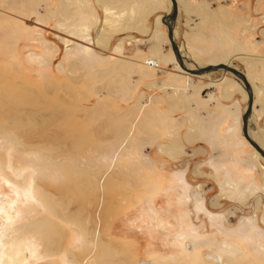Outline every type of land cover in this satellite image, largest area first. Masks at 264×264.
I'll return each mask as SVG.
<instances>
[{
	"label": "rangeland",
	"instance_id": "obj_1",
	"mask_svg": "<svg viewBox=\"0 0 264 264\" xmlns=\"http://www.w3.org/2000/svg\"><path fill=\"white\" fill-rule=\"evenodd\" d=\"M62 1L0 0V79L3 81L0 82V86L3 85L0 93L12 96L14 90L7 88V81H23L32 88L37 101L32 106L15 100L14 103L24 106L25 111L31 109L30 117L41 119L48 116L41 111L42 101L50 99L65 111V114H60L58 122L71 123L65 127L39 123L10 127L8 116L0 115V120L7 122L4 129H0V154L5 155V160L0 161V204L1 198L7 202L14 198L21 204L20 207H9L13 222L3 230L8 253L18 254L20 263L22 253L32 252L35 256L43 253L44 244L36 241L29 225L22 233L15 226L46 216L51 220L55 239L61 247L57 253L42 256V259L32 257L31 264H98V260L107 261L108 254L98 249L106 243L110 244L105 249L111 250L114 264H140L142 261L151 264H264L263 181H258L259 187L248 192L247 196L224 197L233 201V205L227 207L226 200L223 206H214V200L219 204V197H214L211 191L198 195L197 174L199 170L206 171L207 166L194 158L199 154V148L170 149L164 146L167 133L162 130L166 120L162 111L166 101L152 97L155 91H150L147 84L133 87V80L127 74L126 77L115 78L114 71H110L118 59L123 60H120L122 64L118 68L126 66L125 59L132 61L134 39L138 37V31H144L139 26L135 29V22L138 24L141 19L146 23L143 4L154 0H126L129 1L127 4L108 5L113 11L109 14L102 0H92L94 9L79 4L80 0H72V15L77 17L70 19L62 18ZM155 1L161 7L159 14L169 11V0ZM135 16H138L137 20ZM107 19L113 23L112 27L105 23ZM183 20L190 21L192 25L199 20L203 36H207V40L213 39L212 42L222 48L229 46V39L234 41L231 33L236 34L238 55L231 62L241 69L249 68V79L256 94L253 114L257 127L254 131L264 142V0H181L177 28L179 42ZM246 28L253 35L251 58L243 55V52L251 50L246 47ZM109 31L110 34L122 33L112 35L107 48L99 46L97 40L106 41ZM145 59L143 57L142 60ZM246 60L250 65L247 66ZM240 84L242 82L238 80L237 88L242 94L237 91L233 100L239 116L246 105ZM144 91L147 95L142 98ZM147 109L151 110L149 116H144ZM110 115L119 117L112 125L108 120ZM239 118L236 136L252 149L242 135L243 121L241 116ZM123 129L126 130L125 135H131L130 143L121 139ZM144 130L153 132V137L165 135L157 142L159 146L152 150L144 147V143L137 145L134 139ZM13 132L16 133L13 140L21 143L16 144L17 147L8 136ZM145 135L148 136L147 133ZM220 145L224 150L232 148V144L229 147L225 143ZM160 148H164L163 155L176 151L177 158L171 160L172 163L159 157L157 160L149 159L159 155L156 151ZM220 151L218 145L210 149L211 154H220ZM188 157H191L189 194H182L180 184H177V193L157 194V186L165 181L161 176L163 172L174 173V179L168 181L162 192H171V184L180 183L182 162ZM259 157L261 172L264 170V158ZM51 158L73 166L70 181L73 187L68 190L72 191V196L68 192L64 197L68 181L49 163ZM149 161L152 166L147 163ZM134 172L138 176L132 175ZM154 172L160 173L151 174ZM4 177L13 187L3 180ZM148 179L155 185L153 188L147 187ZM76 184L84 187L82 196ZM35 185L54 199L57 208L46 209L35 192ZM134 185L140 191L137 189L138 193H133L131 190L130 196L129 189ZM25 190L32 195L29 204H24ZM117 191H125L127 195H117ZM143 198L149 207L141 202ZM63 200L70 201L63 205ZM117 202L120 203L116 205ZM151 207L154 213L148 209ZM64 208L83 214V227L67 220ZM152 213L156 220L151 218ZM3 216L0 211V224ZM24 244L29 246V252L22 251ZM1 250L0 246V253ZM216 258L219 261L214 263Z\"/></svg>",
	"mask_w": 264,
	"mask_h": 264
},
{
	"label": "crops",
	"instance_id": "obj_2",
	"mask_svg": "<svg viewBox=\"0 0 264 264\" xmlns=\"http://www.w3.org/2000/svg\"><path fill=\"white\" fill-rule=\"evenodd\" d=\"M78 2L79 4H85L87 7L91 6L94 9V6L91 3L92 0H80ZM101 2L102 4L107 5L105 9L109 14V12L112 11L109 8L110 5H122L126 0H102ZM128 2L129 1H127L126 4ZM134 3L137 5L136 1H134ZM179 3L180 16L181 0H179ZM71 4L72 0L62 1V18L70 19L77 17L76 15H72L74 8L71 7ZM137 7L139 6L137 5ZM143 8L145 15L144 22L146 21V23H143L141 19L140 23L137 24L135 22V29L139 26L144 31H138V37L134 39V54L132 61L125 59L124 62L126 66L118 68L123 61L120 59V62L118 59L112 64L113 66L111 65L114 69H111L110 71H114L115 78L123 77L127 74V77L132 78L133 80V87H136V84H147L150 91H155L152 94V97L157 100L162 99L166 101L164 112L162 111V116H166V120L163 121L165 123V128L162 130L167 133L166 136L164 135L166 138L165 142H167L164 146L170 149L174 147H181L183 149L199 148V154L195 155L194 158L198 159V163L207 166L206 171L200 172L199 170L197 174V177L199 178L197 187L198 195H206L207 191H211L214 197H219L217 199L219 204L214 200V206L216 205V207H218L220 204L223 206L224 200H226L225 205L227 207L233 205V201H228L224 197L243 194L247 196L248 192L251 193L259 187V184H257L258 181H263L264 188V170L261 172L259 171L258 165L262 164L261 161L257 159L259 155L255 149L253 151V147L251 149V147H248V145L236 136L239 127V117L241 116V120L243 121V114L247 105V96L245 94L243 100L246 99V105L239 116L235 105L236 103H233V100L237 97V91H239L237 88V82L239 79L229 71L225 70H214L201 74H192L183 70L175 59L176 57L168 37V27H165L166 24L164 25L163 23L157 25V17L160 15L163 16L167 12L159 14L161 7H159L158 1L155 0L149 3L147 1L144 2ZM140 15L143 16V13ZM92 16L95 17L94 14ZM137 17L135 16L136 20ZM96 19L98 20L99 17ZM177 28L178 24L176 27V42L179 45L180 52L188 67L194 69L196 67L225 63L239 68L231 62L238 55V49L236 48V34L233 35L231 33L230 36L234 41L229 39V46L222 48L221 46L214 44L212 42L213 39L207 40V36H203V33H201L203 27H201L199 20L197 22L195 21L193 25L188 20L182 21L181 42H179L177 37ZM248 30V28L245 30V42L246 47L251 50L243 52V55H245V57L250 56L249 58H251L253 35L250 34ZM250 30H252V28H250ZM121 33L122 31L107 34L109 35L108 40H111L112 35H118ZM232 43L235 45L234 47H232ZM143 45L144 47H142ZM143 57H146L144 61L142 60ZM152 58H155L158 63L157 68H152L146 64V60ZM246 64L247 66L250 65L247 60ZM130 67H132V71L127 73ZM239 69L244 73L246 71L249 78V68ZM121 70H123V74L121 73ZM217 74H219L220 77H217ZM120 81L125 83L124 80ZM250 81L252 83V80ZM239 92L242 94L241 91ZM145 94L147 95L146 92L142 94V98ZM134 111L136 110L134 109ZM150 111L151 110L147 109L144 116H149ZM262 113L264 116V107L262 108ZM253 121L255 124L252 127H254L256 131L257 125L255 114ZM242 128L243 122L241 131ZM145 130H147V128H145ZM145 130L142 131L144 135L139 133L134 140L137 145L141 142L144 143V147H150V149L153 150L155 147L159 146L157 145V142L164 136L157 135L153 137V132L151 134V131ZM145 133H147L149 137L145 135ZM253 137L264 146V142L257 138L258 136L256 132ZM220 143H225V146L227 147L232 144V148H226L224 150ZM214 145L220 147V154L210 153V149H212ZM200 149H203V151ZM223 150L224 154H221ZM163 151L164 148H160V150L158 149L156 153L159 155L155 157L150 156L149 159L157 160L159 157V159H167L168 162L172 163L171 160L173 161L177 158L176 151L173 152L172 150L165 155H163ZM253 153H255V155ZM190 161L191 157H188L182 162L183 172L181 173L182 176L180 183L177 182L174 184L173 182L171 184V192H162V190H164V187L169 183V180L171 181L174 179V173H168L167 171L163 172L161 176L165 181L163 184L157 186L159 189L157 194L161 196L177 193V184H180L182 186V194L188 195V172ZM147 163L150 164L151 161ZM159 173L154 172L151 174L158 175ZM132 175L138 176L136 175V172ZM126 178L128 179V176H126ZM137 189L133 187L132 189H129L130 191L128 193H130L131 190L133 193H138ZM261 195L264 196V192H262Z\"/></svg>",
	"mask_w": 264,
	"mask_h": 264
},
{
	"label": "bare ground",
	"instance_id": "obj_3",
	"mask_svg": "<svg viewBox=\"0 0 264 264\" xmlns=\"http://www.w3.org/2000/svg\"><path fill=\"white\" fill-rule=\"evenodd\" d=\"M169 2H170V9H171L172 2H171V0H169ZM177 3H178V7H179V1L178 0H177ZM170 9H169V11H170ZM164 15L163 16H159L157 18V25H160L161 23H164V21H163ZM178 19H179V15H178V18H177V20L175 22V31H174L175 41H176V27H177V24H178ZM105 23L110 25V27L113 26V23H110L108 19L106 20ZM109 33H110V31H109ZM97 44L99 46H103L104 48H107L108 45H109V41H108V39L106 41H103L102 39H98L97 40ZM155 62H157V61L155 60ZM213 65H215V64H213ZM246 76H247V74H246ZM247 78H248V76H247ZM248 80H249V78H248ZM0 82H3V81L0 79ZM10 82L12 84H10ZM249 82H250L251 87L253 89L254 102H255L254 87H253V85H252L250 80H249ZM5 85L7 86V88L9 87L8 89L10 91H12V90L15 91V93L13 91L12 96L3 95V94L0 93V115L3 114L6 117L8 116V118H9L8 126L13 127V125H15V126H19V127H24V126H27V125H38L37 123H39L41 125L46 124L47 126H53V127L54 126L55 127H60V126L65 127V126H67V124L71 125V123H68L66 121H63L61 123L58 122V121H60L59 120L60 114H65V111H61L62 109H59V107L53 101H50V99H46V98L42 101L41 111L44 112L45 115H48L49 118H47L48 116L45 117V118H41V119L30 117V115L28 113L32 112L31 109H28L29 111H25V107L20 105V104H18V103H14V100L15 101H20L23 104L27 103V104H30L31 106L34 105V103L37 101V97H36V94H34L32 92V88H28V86H26L23 81H21V82L20 81H14V80L7 81V84H5ZM2 86L3 85H1L0 88H2ZM244 87L245 86H244V84L242 82V84H240V89H242L243 92L245 90ZM18 92H21L22 95L20 93H18ZM245 92H244V94H246L247 101H248V93H247L246 90H245ZM254 102H253V107H252V115H251V118L249 120V123L252 124V126L255 124V122L253 121V117H254V114H253V112H254ZM246 107H247V105H246ZM245 110H246V108H245ZM108 118H109L108 119L109 123L111 125L114 123L113 121H117L119 119L118 116L113 117V115H110V117H108ZM6 124H7L6 121L0 120V129H2V128L4 129L3 126H6ZM116 124H118V123H116ZM114 126H116V125H114ZM107 127H109V126H107ZM117 128H118V126H117ZM253 130H255L254 127L249 129V132H250L252 137L255 135V132ZM125 132H126V130L123 129L120 137H121V139H125L126 140L125 142H129L128 139L130 138L131 135L130 134L125 135ZM14 134H16V133L13 132L12 134H9L8 136L14 142V145L17 147L16 144L19 145L21 143H19L20 141H14L13 140V135ZM252 134H254V135H252ZM49 137L50 136L47 135V138H49ZM253 138L255 139V137H253ZM255 140H257V139H255ZM259 144L261 145L260 142H259ZM261 146L264 148L263 145H261ZM42 147L44 148V146H42ZM47 152L50 153V150L48 149ZM38 154H39V152H37V155ZM257 154L259 156H261L258 152H257ZM44 156H46V155L44 154ZM4 160H5V155H1L0 154V161H4ZM49 161H50L49 163L53 164L55 169L58 172H60L63 176H65V179L68 181L65 184L64 197L68 195V192L71 193V196H72V191H68V190L73 187V185L70 184L71 174L73 173V166H71L67 162L59 161L57 159H52L51 158V159H49ZM80 176H82V175H80ZM3 180L7 181L9 183V185L11 187H13L11 182L8 180L7 177H4ZM111 180H114L113 176H111ZM147 181L149 183V186H147V187L153 188L155 186L152 183L151 179H148ZM35 186H36L35 192H37V195H38L39 199L44 202V206L46 207V209L49 210V209L57 208V207H55L56 203H55L54 199L48 193L42 191V189H40L39 186H37V185H35ZM134 187L136 188V185H134ZM76 188H78L79 194L82 196L84 191H85L84 189H82L84 187L81 188V186L76 184ZM137 188H138V186H137ZM138 189H140V188H138ZM138 191H140V190H138ZM148 192H149V190H148ZM123 194H125V191H122V192L121 191H117V195H123ZM125 195H127V193ZM128 195L132 196L131 193L130 194L128 193ZM133 195H135V194H133ZM24 196L26 198V201H25L24 204H29L30 203V199H32L31 193H29L27 190H25ZM145 198H147V197H145ZM145 198H143V201H141V202L145 203L149 207L148 202L145 201ZM70 199H72V198H70ZM69 201L70 200H63V201H61V203L63 205H67V202H69ZM118 203L119 202H117L115 204L117 205ZM20 206H21V204H20V202L17 199L12 198L10 202H7V201H5V199L1 198L0 211L3 213L4 216H3L2 222L0 224V226H2V230L0 231V246H1V249H2L1 253H0V264H10L11 261L13 262V264H25V263L31 264V262H32L31 258L32 257H34L36 259H42V256L45 257V256L51 255L52 253H57V251H59V248L61 247L60 242L55 239L56 232H55V229L53 227H51V225H50L51 220L45 216L43 218L33 219L30 222H21V223H19L18 225L15 226V229H17V231H19V233H22L24 231L23 229H27V227L29 225V230L33 232L36 241L39 242V243L44 244L43 248H44L45 251L43 253H39L38 254L40 257L38 258V255H36L37 256L36 257L34 254H32V252H30L29 254L22 253V261L20 263V258H19L18 254H16V256L9 254L7 246H6V239H5L6 232L3 231V230H6V226L10 225L13 222L12 216L9 214V207L14 208V207H20ZM64 207H66V206H64ZM148 209L150 210V212L154 213V209L153 208H148ZM64 210H65L64 212H67V213H64V217L67 220H69L71 222H75L76 225H79V226L83 227V225H82L83 223H81V218H82L83 214L81 215V213L79 211H71V212H69L65 208H64ZM31 218H33L32 215H31ZM151 218L153 220H156L154 214H153V216H151ZM98 232H99V226H98ZM96 242H98L97 239H96ZM108 245L110 247V244H108ZM108 245L106 243L103 246L102 245L99 246V248H98L99 251H101L102 253H107L108 256H107V261L98 260L97 261L98 264H114L111 261V255H110L111 250L105 249V248H108ZM22 251L29 252L30 251L29 246L24 244L22 246ZM26 260H28V261H26ZM215 260L213 261L214 263L219 261L218 258H216ZM140 264H151V262L142 261Z\"/></svg>",
	"mask_w": 264,
	"mask_h": 264
},
{
	"label": "water",
	"instance_id": "obj_4",
	"mask_svg": "<svg viewBox=\"0 0 264 264\" xmlns=\"http://www.w3.org/2000/svg\"><path fill=\"white\" fill-rule=\"evenodd\" d=\"M171 2H172V7L170 11L164 15L163 21L168 27V36L174 55L176 57V61L183 70L192 74H201L204 72H210L214 70H225V71H229L243 82L245 86L244 88L248 93L247 107L243 114V128H242L243 136L250 143V145L264 158V148L251 136L249 132V129L252 128V124L249 123V120L252 115L254 94L246 74L239 68L225 63H220L217 65H208L206 67H196L194 69L188 67L184 57L180 52L179 45L175 41V36H174L175 22L179 15L178 3L177 0H171Z\"/></svg>",
	"mask_w": 264,
	"mask_h": 264
},
{
	"label": "built area",
	"instance_id": "obj_5",
	"mask_svg": "<svg viewBox=\"0 0 264 264\" xmlns=\"http://www.w3.org/2000/svg\"><path fill=\"white\" fill-rule=\"evenodd\" d=\"M146 64L152 68H157L158 67V63L155 62V60L153 59H147L146 60Z\"/></svg>",
	"mask_w": 264,
	"mask_h": 264
}]
</instances>
